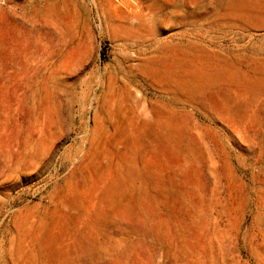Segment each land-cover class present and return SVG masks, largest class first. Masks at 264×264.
Returning a JSON list of instances; mask_svg holds the SVG:
<instances>
[{"label":"rangeland","instance_id":"rangeland-1","mask_svg":"<svg viewBox=\"0 0 264 264\" xmlns=\"http://www.w3.org/2000/svg\"><path fill=\"white\" fill-rule=\"evenodd\" d=\"M232 1L7 0L0 264H264V57L225 50Z\"/></svg>","mask_w":264,"mask_h":264},{"label":"crops","instance_id":"crops-1","mask_svg":"<svg viewBox=\"0 0 264 264\" xmlns=\"http://www.w3.org/2000/svg\"><path fill=\"white\" fill-rule=\"evenodd\" d=\"M231 3L222 8V16L217 13V20L233 23L236 31L228 46H224L226 38L219 43L225 50H235L237 57H264V0H234ZM6 4L7 0H0V13Z\"/></svg>","mask_w":264,"mask_h":264}]
</instances>
